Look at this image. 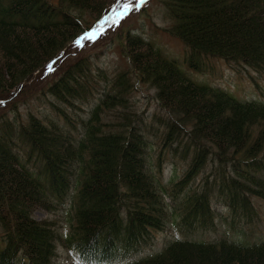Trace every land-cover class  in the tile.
Instances as JSON below:
<instances>
[{"label":"trees","instance_id":"trees-1","mask_svg":"<svg viewBox=\"0 0 264 264\" xmlns=\"http://www.w3.org/2000/svg\"><path fill=\"white\" fill-rule=\"evenodd\" d=\"M157 1L169 22L166 33L185 47L188 69L202 72L210 57L264 72V0ZM114 2L0 0V264H58L59 246L70 250L77 264H109L115 255L131 260L163 230L171 209L161 196L167 186L180 235L161 251L125 264H264V235L257 242L227 231L213 240L196 235L218 229L212 200L254 220L252 199L264 200V101H240L195 82L124 26L123 18L105 23L92 44L81 43L94 45L110 32L119 41L137 81L154 89L166 115L160 156L184 151L180 159H189L182 177L162 185L148 169L153 149L136 114L126 109L130 87L124 73L98 93L79 127L68 117L67 107L80 108L76 102L97 91L93 71L98 68L89 56H78L84 46L72 43ZM74 51L73 62L40 90L54 100L49 103L55 118L10 119L35 93L34 81L49 64L60 60L55 70L60 68ZM86 68L88 79L81 76ZM116 105L123 109L119 122L101 121ZM208 162L218 164L214 182L184 193ZM65 198L71 216L65 234L54 219L34 218L35 210L58 209Z\"/></svg>","mask_w":264,"mask_h":264},{"label":"rangeland","instance_id":"rangeland-1","mask_svg":"<svg viewBox=\"0 0 264 264\" xmlns=\"http://www.w3.org/2000/svg\"><path fill=\"white\" fill-rule=\"evenodd\" d=\"M49 1L52 3L56 2V0ZM131 3L136 5V0H131ZM112 8V11L110 10L108 13L112 16H108L107 21L112 20V22H114L113 19L120 20L122 17L125 18L124 26L128 25V29L132 30L133 33L148 40L165 58L174 60L185 72L187 66L185 61H183L185 60L183 58L184 47L178 39L166 33L169 22L165 18V10L160 2L157 0H144L142 5L133 7L131 11L124 9L123 4L119 5L117 3H115ZM110 25L111 22L108 25L106 33L109 32ZM100 26L102 25L98 26L97 24V37L102 30ZM112 37H114V35L110 32L106 38H98V41H100L99 43L84 46V50L78 55L89 56L90 63L98 68V72H96V70L93 71V73L97 74L93 75L96 77L95 79L93 78V88L97 91L94 92L93 90V95L88 96L84 101L82 100L79 103L76 102L78 106H81L80 108L67 107L65 109L66 113L73 122L77 121L76 126L79 127L78 122H80L81 119L87 118L86 115L90 111L94 98L97 97L98 93L109 87L119 74L124 73L129 84L128 86L130 87L125 101L126 109L128 112L136 114V123L137 125L140 124L139 126L142 127L144 135L148 138L150 145L148 149H153V154L149 155V161L151 160L153 165L151 164L148 169L152 174L157 173L162 185H166L167 182L170 181L177 182L182 177L189 159H187V161L180 159L184 151H180L181 153L178 152L176 155L174 154L175 152L173 154L171 152H164L160 156L163 150V144L161 143L163 127L161 124L166 121V115L157 105L154 89L137 81L132 68L120 52L119 41L117 39H111ZM87 43L92 44L93 42ZM75 56L76 51L73 52L71 57L68 56L67 60L61 64L60 68L57 67L56 70L55 66L60 60L54 64L50 63V67L44 71V74L35 79V93L25 102L19 104L15 112L17 116L15 114H9L8 117L10 119L17 117L23 121H25L30 114L44 119L55 118L51 107L53 103H51V105L49 103L50 101L54 102V100H52L48 94L40 93V90L57 76L61 68L73 62ZM203 63L205 64L204 71L199 73L189 72V75H191L194 80L213 87L222 88L241 100H264V72H257L250 68L225 63L224 61L211 59L210 57L205 59ZM81 76L88 79L89 73L87 68ZM89 86L92 87L91 83H89ZM122 113V107L116 105L113 106L110 111L105 112L100 119L101 121L115 124L119 122V117ZM187 150L186 158L190 156V150ZM23 155V153H19V158L23 159ZM159 156L161 159L158 164ZM35 165V163L31 162L30 167L35 169ZM217 171L218 164L216 162L205 163L199 170V173L193 177L194 179L187 184L184 193H188L189 190L193 191L195 186L197 189L203 187L205 182L209 184L214 182ZM171 192V187L167 186L165 191L161 188V196L164 203H167L168 206L171 207L170 210H167L169 216L165 221L163 230L154 232L152 241L145 244L142 248L139 247L132 253L130 258L136 256H138L137 258H141L155 254L167 243L180 235L178 226L176 225L180 219L179 216L174 215L175 213L172 211V207L176 204L173 202L172 198L169 197ZM213 193L214 191H211V194ZM218 200L211 201V203H213L211 204L212 208L219 214L215 222L218 228L217 231H207L205 233L196 234L197 237H201L205 240H213L219 235L224 234V231H227L233 238L242 239L247 242L258 241L262 238L264 235V200L252 199L256 216L251 222L244 220L240 214H232L224 203ZM68 202V198H65V202L64 204H60V208H54L55 210L50 209L49 212L35 210L33 212L34 218L37 220L46 218L54 219L58 225H60L61 234H65L69 229L68 225L71 220L70 213H68ZM179 204L182 205V203ZM168 206L166 207L167 209H169ZM58 253L59 257L57 258V262L60 264H77L71 251L66 247L59 246ZM127 260V258L118 256L112 260L114 262L111 264H122L123 262L126 263Z\"/></svg>","mask_w":264,"mask_h":264},{"label":"snow or ice","instance_id":"snow-or-ice-1","mask_svg":"<svg viewBox=\"0 0 264 264\" xmlns=\"http://www.w3.org/2000/svg\"><path fill=\"white\" fill-rule=\"evenodd\" d=\"M115 2L120 3L121 0H115ZM143 2H144V0H136V5H133L131 3V0H123V8L128 10V11H131L133 7H139L140 5L143 4ZM107 19L108 18L105 17L104 19L100 20L98 26L106 23ZM114 23H118V21H114ZM100 34H102V33H100ZM97 35H98V33H97L96 28L86 30L81 36L77 37L76 42H75L76 46L77 47H83L84 45L81 43V41L94 42V40L97 38ZM2 103H4V102L0 101V104H2Z\"/></svg>","mask_w":264,"mask_h":264}]
</instances>
